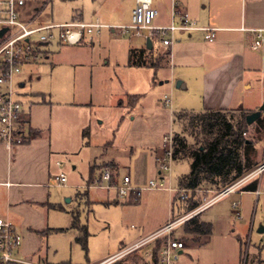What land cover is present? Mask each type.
Segmentation results:
<instances>
[{"label":"rangeland","instance_id":"1","mask_svg":"<svg viewBox=\"0 0 264 264\" xmlns=\"http://www.w3.org/2000/svg\"><path fill=\"white\" fill-rule=\"evenodd\" d=\"M27 3L30 8L46 3L39 16L43 23L69 21L80 13L84 21L94 22L99 14L104 18L109 16L108 9L112 8L113 0H27ZM143 32L144 35L148 34L147 30ZM94 40V46L92 43L84 45L89 46L91 53L62 44L65 50L62 56L43 58L31 68L23 66L22 71L13 76L12 89L16 98L26 102V98L39 97V92L45 93L49 100L62 104L68 102L74 108H82L73 111L75 124L81 119L83 108L90 110L92 118L90 144L83 141L80 148L61 156L69 184L50 188V202H56L63 208L50 204L38 207L45 228L64 230L47 233L36 231L42 239L41 247L29 258L22 253V245L19 249L18 256L33 263L70 260L74 263L96 264L148 236L154 228L164 223L170 211L167 192L146 188L149 181L159 175L155 151L158 155L162 154L165 139L171 132L180 129L178 122L174 121V112L183 109L203 110L200 96L192 97L188 102L192 106L184 108L176 105L173 94L172 113L164 104L163 95L169 92V83L161 84L160 81L162 76L170 77L169 66H163L155 72L154 68L129 65L130 48L143 42L144 36L122 35L119 31L102 28L99 34H94ZM52 44L58 46L56 43L48 45ZM155 45L163 47L162 43L155 42ZM162 53L160 49L154 52L155 56ZM67 54L81 55L80 62H71L64 56ZM89 54L93 55L94 61L85 64L83 60ZM167 58L164 64L168 63ZM21 80L25 82L23 87L19 85ZM8 87V84H0V92ZM137 92L141 96L134 106L128 107L126 103L129 104L130 95ZM120 113L125 114L122 121ZM255 122L250 124L247 136L254 139V149L250 155L259 166L264 161V123L259 126ZM188 140L194 143L191 135ZM113 159L119 165V180L129 174L132 185L142 188L137 201L128 202V196H118L115 190L79 185L88 183L92 164L96 166L97 176L105 169L113 173L108 166ZM74 165L76 168H73ZM189 170V160L174 162L175 186L178 177ZM262 186L264 189V184ZM215 195L216 192H207L204 196L193 192L189 193L188 199L202 204ZM115 199L119 202H113ZM236 200L241 202V217H238L232 206V201ZM181 201L180 204L186 207ZM73 212L79 215L82 224L88 226V259L76 239L79 231L72 227ZM5 216V206L0 198V217ZM200 217L212 222V233L204 235L201 241H195L190 236L185 237L184 225L177 228L175 233L186 239V246L175 264L264 262V232H258L259 226H264V193L259 199L256 195L240 192L227 195L203 210ZM154 248V243L145 244L118 258L117 263L110 264H154Z\"/></svg>","mask_w":264,"mask_h":264},{"label":"crops","instance_id":"2","mask_svg":"<svg viewBox=\"0 0 264 264\" xmlns=\"http://www.w3.org/2000/svg\"><path fill=\"white\" fill-rule=\"evenodd\" d=\"M135 3V0H113L112 8L108 9L109 16L104 18L99 14L97 20L113 26L127 24L131 21ZM174 3L188 12L198 25L216 28L212 40L206 38L208 31L203 29L175 32V44L171 50L170 62L164 64L170 67V77L162 76L160 82L169 83V92L172 90L175 94L176 105L187 108L192 106L188 103L192 97L200 96L203 110L238 108L254 112L263 108L261 116L264 115V41L259 48L254 47L259 30H264V0H153L154 7L158 10L157 24L172 22ZM27 6L28 11L36 7L30 8L29 4ZM83 18L82 13L73 17L84 20ZM110 29L115 32L113 28ZM53 43L58 46L47 44L43 57L25 64L24 67L31 68L43 58L62 56L65 51L62 44ZM90 43L95 45L94 36L87 37L83 43L70 46L87 53L91 50L89 46L84 45ZM152 44L155 50L165 51L169 48L165 45L156 46L155 42ZM143 46H147L145 38L143 42L131 48ZM64 56L71 62H80L79 54ZM93 61L94 57L91 54L83 60L85 64ZM177 80H181L180 88L176 87ZM19 85L23 87L25 82L21 80ZM175 87L177 90H174ZM37 94L41 96L26 98V102L17 98L23 103L25 110L24 143L8 149L0 140V198L5 206L4 218L18 226L23 234L22 253L27 258L41 247L42 239L36 231L48 229L45 228L38 207L42 204H50L53 207L58 205L56 202H50V188L59 187L55 185L54 180L60 169H64V164L59 167L56 162L62 161L61 156L65 153L81 147L83 141H86L82 131L90 126L92 120L90 110L83 108L81 119L75 124L73 111L82 109L79 108L80 106L74 108L72 103L54 102L52 99H47L45 93ZM126 105L129 107V104ZM124 117L125 114L120 113V121ZM32 130L40 131V134L29 139ZM155 152L158 155L157 150ZM110 161L116 162L119 168L116 160ZM73 168L76 166L74 165ZM79 185L83 187L85 184ZM177 186L179 187L178 184ZM243 193L256 195L257 199L261 196H258L254 190H245ZM167 194L170 203L169 193ZM140 196L141 192L138 196L131 194L128 196V202L137 201ZM113 202L119 201L115 199ZM168 218L169 213L165 222L154 228L152 233L164 226ZM184 240L186 244V239ZM251 264L255 262L252 261Z\"/></svg>","mask_w":264,"mask_h":264},{"label":"built area","instance_id":"3","mask_svg":"<svg viewBox=\"0 0 264 264\" xmlns=\"http://www.w3.org/2000/svg\"><path fill=\"white\" fill-rule=\"evenodd\" d=\"M132 10L131 21L127 24L109 25L100 21L86 22L81 19H73L66 22L43 23L39 16L46 6L40 4L27 10V0H0V30L7 27L8 30L0 36V84H8L7 90L0 93V140L8 149L25 141L24 134V106L15 97L12 89L13 76L22 71L27 63L34 62L43 57L44 48L47 44L59 42L61 44L75 45L81 43L87 37H93L102 28H113L122 35L144 36L152 42H160L171 50L175 44V32L177 30L203 29L208 31L206 38L212 40L215 36L214 27H204L192 19L188 12L182 10L177 3L173 6V20L169 24H157L158 10L154 7L153 0H135ZM42 5H44L42 7ZM143 30L148 34L144 35ZM263 29L259 30L254 47L259 48L264 41ZM163 102L173 112V91L166 93ZM165 150L157 155L159 163V175L156 179H151L146 186L152 190H166L170 197V212L166 224L148 236L128 246L119 253L112 255L98 264H110L118 260L121 256L145 245L161 242L158 254V264H175L179 254L185 248V240L176 235V229L182 226L192 217L201 213L220 198L232 193L245 192L244 187L253 180H258V186L254 192L259 196L264 193L262 184L264 182V161L254 170L238 179L236 182L223 189L180 188L174 185V147L173 132L164 142ZM57 165L63 166V162L58 160ZM56 186H66L69 182L68 174L63 170L56 174ZM87 188H103L115 190L118 196H138L142 188L132 185V178L129 174L124 175L119 180L114 177L110 170H103L91 184H85ZM199 193L201 196L207 192H216V195L206 199L204 203L198 204L193 209L185 211L175 217L174 198L179 193V199H188L189 193ZM236 214L241 217L240 201L232 202ZM23 243V234L18 226L12 221L0 217V264H40L30 260L22 259L18 256L19 249Z\"/></svg>","mask_w":264,"mask_h":264},{"label":"trees","instance_id":"4","mask_svg":"<svg viewBox=\"0 0 264 264\" xmlns=\"http://www.w3.org/2000/svg\"><path fill=\"white\" fill-rule=\"evenodd\" d=\"M84 40L81 42L83 43ZM154 47L131 48L129 53V65L146 66L155 69V72L164 66L165 58L170 62L171 49L168 48L161 55L154 54ZM141 94H132L129 97V107L134 106ZM250 111L238 108H207L202 111L183 109L174 112V121L178 122L179 131L173 132V147L175 161L187 159L190 162V170L178 177L180 188H198L212 187L223 189L238 179L246 175L258 166L251 158L250 152L254 149V139L247 136L250 124L247 121V115ZM259 126L264 123L261 116L255 122ZM23 133V132H21ZM40 134V131H30L29 139ZM194 137V143L189 142L188 136ZM82 136L90 143V126L82 131ZM113 171V176L119 175L117 163L112 161L108 164ZM96 166L91 165L89 171L88 184L96 179ZM258 186V180L248 183L244 190H255ZM184 201V200H183ZM182 202L178 195L174 198L175 217L183 210L188 211L196 207L199 202L194 199H188L183 202L186 207L180 204ZM56 207L63 208L61 205ZM200 214L192 217L185 222V237L199 241L204 235H210L213 231V224L201 219ZM72 227L78 229L76 237L86 252L88 259V241L89 230L86 224H82L79 215L73 212ZM64 228H48L44 233ZM161 242L158 241L153 249L154 264L158 263V254ZM115 261V263H117ZM51 264H74L72 261H62Z\"/></svg>","mask_w":264,"mask_h":264},{"label":"water","instance_id":"5","mask_svg":"<svg viewBox=\"0 0 264 264\" xmlns=\"http://www.w3.org/2000/svg\"><path fill=\"white\" fill-rule=\"evenodd\" d=\"M7 30H8L7 27L1 29L0 30V36H2ZM147 47L148 48H152L153 47L152 40L150 38L147 39ZM180 83H181V80H177L176 81V87L177 88H180L181 87ZM262 109L263 108H260L259 110L254 111V112H250L247 115V121H248L249 124H252L253 122H255L261 116ZM258 232H261V233L264 232V226L263 225L259 226Z\"/></svg>","mask_w":264,"mask_h":264}]
</instances>
